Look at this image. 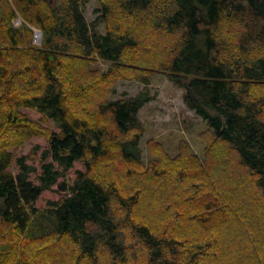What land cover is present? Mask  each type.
Returning a JSON list of instances; mask_svg holds the SVG:
<instances>
[{
    "label": "trees",
    "instance_id": "16d2710c",
    "mask_svg": "<svg viewBox=\"0 0 264 264\" xmlns=\"http://www.w3.org/2000/svg\"><path fill=\"white\" fill-rule=\"evenodd\" d=\"M97 1L102 33L87 0H0V264H264V0ZM158 74L203 160L149 140L142 163Z\"/></svg>",
    "mask_w": 264,
    "mask_h": 264
},
{
    "label": "rangeland",
    "instance_id": "374dc122",
    "mask_svg": "<svg viewBox=\"0 0 264 264\" xmlns=\"http://www.w3.org/2000/svg\"><path fill=\"white\" fill-rule=\"evenodd\" d=\"M98 6L97 0H87L83 11V18L88 24H96L97 30L102 33L104 26L100 23L99 14L95 11ZM20 25L21 19L18 18L14 21V26L19 27ZM37 31L39 30L34 29L33 43L40 45L42 33L39 34L38 38H35ZM107 65V63L98 60L94 63L93 67L105 71ZM143 87L137 81L121 80L115 86V95L113 98L117 99L124 94L126 96H135L143 91ZM149 93L151 96H154V99L144 105L138 115L145 129L140 141L142 163L146 165L153 159L149 155L146 146L149 140L160 143L164 150L171 156L177 154L179 142L183 140L188 143L199 160H203L206 143L202 137V133L206 130V126L193 111L185 106L182 99V89L177 88L165 75L158 74L152 79V83L149 86ZM28 115L34 119L38 118L37 115L31 112H28ZM35 145L41 147L39 151L45 147L42 140L33 139L23 148L19 149L17 154H26ZM53 197L54 195L52 194L45 195L46 199Z\"/></svg>",
    "mask_w": 264,
    "mask_h": 264
},
{
    "label": "water",
    "instance_id": "95a60500",
    "mask_svg": "<svg viewBox=\"0 0 264 264\" xmlns=\"http://www.w3.org/2000/svg\"><path fill=\"white\" fill-rule=\"evenodd\" d=\"M49 1H52V0H49ZM39 34H41V32L37 31V33L35 34L36 35L35 38H38Z\"/></svg>",
    "mask_w": 264,
    "mask_h": 264
}]
</instances>
